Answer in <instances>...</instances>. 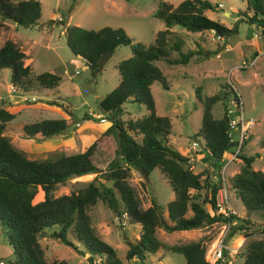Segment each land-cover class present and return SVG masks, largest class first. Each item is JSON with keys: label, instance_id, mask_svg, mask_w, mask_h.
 <instances>
[{"label": "trees", "instance_id": "obj_1", "mask_svg": "<svg viewBox=\"0 0 264 264\" xmlns=\"http://www.w3.org/2000/svg\"><path fill=\"white\" fill-rule=\"evenodd\" d=\"M206 9H213L206 0H182L176 6L165 1L158 2L153 17L162 21L164 30L156 33L151 45L132 42L120 28L92 30L66 27L64 36L67 48L73 56L83 59L92 73L101 69L116 47L127 46L130 51L129 57L115 65L119 75L116 87L98 102L99 114L104 122L109 123L102 135H112L116 143L114 158L107 164L106 171L98 174L110 185L99 182L96 175L77 191L54 196L57 187L63 186L68 179L99 172L92 163L95 142L77 153L53 155L41 160L29 159L4 135V125L14 115L0 107V226L5 229L13 264H67L65 261L46 263L39 240L50 238L72 247L68 234H72L84 246L88 254L87 264H94L93 257L103 258V264H123L115 256L113 248L101 241L91 227L87 212L97 200H101L118 216L124 215L129 224L139 225L138 238L126 240L124 252L126 261L135 260L139 264H143L145 258L154 255L159 248L181 255L184 264H207L203 238L164 246L155 237L156 229L172 233L234 221L227 238L235 234H242L245 238L264 234V226L260 228L248 218H238L234 214L224 216L216 212V192L221 186L218 172L224 164V155L235 144L230 143L226 135L225 108L216 119L211 116L210 108L232 93L230 86L224 84L223 89L226 88L227 92L221 91L211 96L201 95L200 88H196L194 94L202 114L200 127L192 139L209 161L211 172L205 169L204 172L193 173L187 167L188 157L167 144L169 119L157 115L154 110L150 85L157 81L167 90L164 76L155 62L163 61L170 66L186 65L193 56L202 53L199 49L182 52L178 41L169 44L173 26L191 33L211 31L214 37L221 39L236 34V27L228 28L205 16ZM39 16L40 4L37 0H0V26L2 21H8L15 26L28 28L37 24ZM238 16L244 17L248 27L253 26L260 36H264V0H245L244 11L238 12ZM252 33L250 28L247 39L252 37ZM172 51L176 52V58H170ZM25 57L9 39L0 45V70H9V84L16 91L23 95L58 86L60 77L57 74H33L30 66L24 64ZM131 102L142 104L146 114L134 121H122V105ZM49 105L61 108L67 118L43 119L25 124L21 129L24 139L44 141L62 134L74 122L65 105L57 102H50ZM81 119L97 122L88 114ZM77 123L75 121L73 124ZM245 143L241 145L238 155L241 165L230 178L229 186L246 213L261 217L264 215V171L252 169L254 157L244 154ZM260 146L264 148V138ZM155 168L166 179L173 193V199L166 204L165 216L162 208L153 200L148 207L140 209L126 182L130 169L146 178ZM210 176L216 178L214 182H209ZM203 188L209 189L201 197L199 191ZM190 190L195 191L194 194H190ZM39 191L42 198L34 202ZM205 204L208 209H205ZM188 212L190 214L187 216ZM238 259L239 264H264V239L250 241Z\"/></svg>", "mask_w": 264, "mask_h": 264}, {"label": "rangeland", "instance_id": "obj_2", "mask_svg": "<svg viewBox=\"0 0 264 264\" xmlns=\"http://www.w3.org/2000/svg\"><path fill=\"white\" fill-rule=\"evenodd\" d=\"M37 1L40 4V16L37 24L28 28L16 26V33L0 26V45L5 39L11 38L25 54L24 64L30 66L33 74L55 73L60 77L58 86L52 90L31 91V94L26 93L19 96L18 91L14 88L11 91L9 88V70L1 69L0 107L4 106V109L11 107L12 111L19 112L10 121L12 126H5L4 135L17 150L23 151L29 159L41 160L53 155L77 153L91 142H95L92 163L99 172L85 177L68 179L63 186H58L54 191L53 195L59 196L75 192L85 186L94 176L105 172L107 164L114 158L116 143L112 135H102L107 127V122L98 119H103L99 114L98 102L118 83L119 75L115 65L130 55L127 46H118L103 62L101 69L92 73L84 60L73 56L67 48L64 36L66 27L77 26L92 30L102 27L120 28L132 42L151 45L156 33L164 30L162 21L153 17L158 2L165 1L176 6L182 0ZM206 1L212 5L213 9H206L204 15L219 21L228 28L236 27L237 32L221 39L214 37L211 31L191 33L179 26H173L171 28L173 34L168 39L169 44L178 41L182 52L199 49L202 53L193 56L186 65L170 66L163 61L155 62L160 73L164 76L167 87L165 90L157 81L150 85L155 113L169 119L170 133L167 140L169 147L193 158L187 167H191L190 170L193 173L204 172L205 169L211 172L209 165L205 167L202 164L204 157L199 156L200 151L196 153V156L191 150L194 144L192 138L200 127L202 114L201 106L194 94L196 88H200V94L203 96H211L221 91L227 92L226 88L223 89V85H229L240 94L244 119L250 118L254 122L243 152L245 155L254 157L251 164L253 170L264 171V148L260 146V142L264 138V37L257 35L252 41L247 39L246 35L250 28L253 33L257 34L258 32L253 26L248 27L244 23V17L238 16V12L244 11L245 0ZM222 11L235 13L237 17L229 18ZM238 19L239 21H237ZM234 23H236L235 26ZM169 54L170 58L177 57L174 51ZM19 97L24 98L22 103L27 102L23 103L24 106L19 103L21 100ZM50 102L65 105L73 118L71 121L78 123L75 125L74 122L71 123L65 132L44 141L24 139L21 136V127L25 124L43 119L67 118L61 108L49 105ZM223 110L224 100L222 99L211 105L210 114L216 119L222 115ZM90 112L93 113L91 117L96 118L97 122L82 121V116ZM145 114L146 110L142 104L124 103L121 120L134 121ZM240 165V160L230 162L218 172L226 187L228 203L234 211L231 208L230 210L237 214L238 218H248L262 228L264 215L258 217L252 213H242L239 201L230 190V177L227 175ZM209 178V182H214L216 179L214 176ZM201 180L203 181V177ZM98 181L104 185H110V182L104 178L100 177ZM126 182L132 189L140 209H145L153 200L162 208L165 216L166 204L173 199V193L158 169L151 170L146 178L130 169ZM208 189H201L200 196L203 197ZM189 192L194 194L195 191L190 190ZM41 198L42 195L39 191L33 201L37 202ZM204 207L208 209L206 204ZM87 214L95 235L113 248L115 256L123 264H139L135 260L126 261L124 259L126 240L133 241L137 238L138 225L129 224L124 215L118 216L101 200H97L88 209ZM200 230V237L197 235L191 238H203L204 257H206L221 227L219 224L213 223L200 228ZM236 235L239 237L226 238L225 243L232 248L239 247L238 258L250 241L264 239V234H255L247 238L242 234ZM67 237L72 242V247H66L50 238L39 240L43 249L44 261L46 263L65 261L67 264H87L88 254L82 243L77 241L72 234H68ZM155 237L164 246L179 242L175 235L160 229L155 231ZM158 251L161 254V257H158L159 261L156 260L155 255H149L143 264H184L181 255L170 253L161 248ZM238 258H235V264L240 263ZM0 262L2 264L13 263L11 247L7 243L6 232L2 226H0ZM93 263L103 264V258L93 257Z\"/></svg>", "mask_w": 264, "mask_h": 264}, {"label": "built area", "instance_id": "obj_3", "mask_svg": "<svg viewBox=\"0 0 264 264\" xmlns=\"http://www.w3.org/2000/svg\"><path fill=\"white\" fill-rule=\"evenodd\" d=\"M257 35L260 37L258 33L253 34L254 37H257ZM231 90L232 93L226 96V98L224 99V108L225 115L227 117L226 135L228 141L230 143L233 142V144L235 145L228 151V153L224 155V158L222 160L224 162L222 169L230 162L239 161L238 155L240 153L241 145L249 139L250 130L254 125L252 119H244L243 117V107L240 94L233 88H231ZM88 115L93 116V113L90 112L88 113ZM98 119H101L103 121L102 118ZM193 142L194 144L191 147V150H193L196 154L200 150V147L197 142ZM191 162L192 160H187L186 164L190 165ZM190 168L191 167H189V169ZM216 208V212L221 213L224 216L234 214V212L230 210V207L228 206L226 187L224 185L223 179H221V186L216 192ZM217 224L220 225L221 230L212 242V246H210V249L207 252V256L204 257V260L207 264H235V258L239 247L232 248L229 247L227 243H225L229 227L234 224V221H232L231 223L227 222ZM0 264L2 263L0 262Z\"/></svg>", "mask_w": 264, "mask_h": 264}, {"label": "crops", "instance_id": "obj_4", "mask_svg": "<svg viewBox=\"0 0 264 264\" xmlns=\"http://www.w3.org/2000/svg\"><path fill=\"white\" fill-rule=\"evenodd\" d=\"M1 26L2 27H5V28H8L9 30H12V32L13 33H16V26L15 25H13V24H11V23H9L8 21H2L1 22ZM8 30V31H9ZM254 34V33H253ZM253 39H255L254 38V36L252 35V37L249 39L250 41H252ZM6 40V39H5ZM9 40H11V38L9 39ZM11 41H13V40H11ZM3 42V41H2ZM14 43H15V41H13ZM2 44V43H1ZM18 47H20V46H18ZM219 55V54H218ZM25 65H27V64H25ZM10 85V84H9ZM10 90L12 91L13 90V87L10 85ZM15 91V90H14ZM16 92V91H15ZM20 94V93H19ZM29 94H31V92L29 93ZM22 94H20L19 96H21ZM24 95V94H23ZM8 97H10V95H7ZM11 97H14V96H11ZM19 99H21L20 100V104L21 105H23L24 106V104L23 103H27V102H23L22 103V101L24 100V98L23 97H19ZM26 101V100H25ZM4 103H6L7 104V102H4ZM3 108H4V106H3ZM5 110L7 111V112H9V113H11V114H13L14 116H16V115H18L17 113H19V112H15V111H12V108L11 107H7V108H5ZM92 113V112H91ZM20 115V114H19ZM102 116V115H101ZM103 117V116H102ZM106 122V121H105ZM108 125H109V123L107 122V127H108ZM5 126H12L11 125V123L9 122V123H7V124H5L4 125V128H5ZM106 127V128H107ZM105 128V129H106ZM21 129H22V127H21ZM4 130V129H3ZM22 132V131H21ZM4 133V132H3ZM6 136V135H5ZM186 156L188 157V155L186 154ZM196 156H197V154H196ZM199 156H203L204 157V155L203 154H200ZM193 158L192 157H188V160H192ZM203 159V158H202ZM195 160V159H194ZM202 164L206 167V165H208L209 163H208V161H206V159H205V157H204V162H202ZM239 167L240 166H237V168L235 169V170H233V171H231L227 176L228 177H232L234 174H236L237 172H238V170H239ZM235 197V196H234ZM236 200H238V199H236ZM240 203V202H239ZM149 205H150V203H149ZM148 205V206H149ZM241 205V204H240ZM147 206V207H148ZM228 206L233 210V207L232 206H230L229 205V203H228ZM234 211V210H233ZM241 212L242 213H244V214H246V212H245V210L243 209V207L241 206ZM189 214H190V212H188ZM189 214H187V216L189 215ZM235 214V213H234ZM166 215V214H165ZM236 216H237V214H235ZM238 217V216H237ZM241 218H243V217H241ZM135 225H137V224H135ZM139 226V225H138ZM156 230H158V229H156ZM170 234H172V235H175V238L179 241L177 244H179V243H188V242H191V241H197L198 239H199V237H200V235H201V230H200V228L199 229H191V230H183V231H175V232H172V233H170ZM197 235H199V237L198 238H191V237H193V236H197ZM234 236H238V235H233L232 237H234ZM232 237H230L229 239H231ZM239 237V236H238ZM137 238H138V235H137ZM137 238H135V239H137ZM231 247V246H230ZM159 250V249H158ZM156 251V253L154 254L155 255V257H157L156 258V260L157 261H159L158 259V257H161V254H160V251Z\"/></svg>", "mask_w": 264, "mask_h": 264}, {"label": "water", "instance_id": "obj_5", "mask_svg": "<svg viewBox=\"0 0 264 264\" xmlns=\"http://www.w3.org/2000/svg\"><path fill=\"white\" fill-rule=\"evenodd\" d=\"M222 13H223L224 15L228 16L229 18L237 17V14H235V13H227V12H223V11H222ZM237 21H239V19H238ZM235 24H236V23H234V26H235ZM12 264H13V263H12Z\"/></svg>", "mask_w": 264, "mask_h": 264}, {"label": "bare ground", "instance_id": "obj_6", "mask_svg": "<svg viewBox=\"0 0 264 264\" xmlns=\"http://www.w3.org/2000/svg\"><path fill=\"white\" fill-rule=\"evenodd\" d=\"M235 246H237V245H235Z\"/></svg>", "mask_w": 264, "mask_h": 264}]
</instances>
